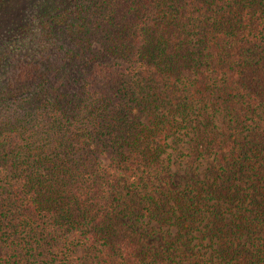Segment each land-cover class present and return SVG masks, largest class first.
<instances>
[{
    "label": "trees",
    "instance_id": "16d2710c",
    "mask_svg": "<svg viewBox=\"0 0 264 264\" xmlns=\"http://www.w3.org/2000/svg\"><path fill=\"white\" fill-rule=\"evenodd\" d=\"M2 246L264 264V0H0Z\"/></svg>",
    "mask_w": 264,
    "mask_h": 264
},
{
    "label": "rangeland",
    "instance_id": "374dc122",
    "mask_svg": "<svg viewBox=\"0 0 264 264\" xmlns=\"http://www.w3.org/2000/svg\"><path fill=\"white\" fill-rule=\"evenodd\" d=\"M9 249L10 248H5L4 246L0 247V257H1V255H2V258L6 257L2 253L5 251H8ZM21 254H23V253L21 252Z\"/></svg>",
    "mask_w": 264,
    "mask_h": 264
}]
</instances>
